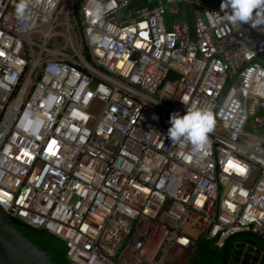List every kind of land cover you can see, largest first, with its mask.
Returning a JSON list of instances; mask_svg holds the SVG:
<instances>
[{"label": "built area", "instance_id": "1", "mask_svg": "<svg viewBox=\"0 0 264 264\" xmlns=\"http://www.w3.org/2000/svg\"><path fill=\"white\" fill-rule=\"evenodd\" d=\"M220 4L0 0V210L60 238L70 264L264 241V26ZM188 107L213 116L199 151L167 135Z\"/></svg>", "mask_w": 264, "mask_h": 264}, {"label": "clouds", "instance_id": "2", "mask_svg": "<svg viewBox=\"0 0 264 264\" xmlns=\"http://www.w3.org/2000/svg\"><path fill=\"white\" fill-rule=\"evenodd\" d=\"M220 9L232 24L264 26V0H221ZM169 122L167 135L171 141H187L199 151L208 143L213 116L208 109L188 107L183 115L172 113Z\"/></svg>", "mask_w": 264, "mask_h": 264}, {"label": "water", "instance_id": "3", "mask_svg": "<svg viewBox=\"0 0 264 264\" xmlns=\"http://www.w3.org/2000/svg\"><path fill=\"white\" fill-rule=\"evenodd\" d=\"M10 217L0 213V264H52L44 252L39 250L9 223ZM240 236L264 241L255 233L244 231L230 235L222 246L220 264H264V250L252 244L235 241L228 254L230 242Z\"/></svg>", "mask_w": 264, "mask_h": 264}, {"label": "trees", "instance_id": "4", "mask_svg": "<svg viewBox=\"0 0 264 264\" xmlns=\"http://www.w3.org/2000/svg\"><path fill=\"white\" fill-rule=\"evenodd\" d=\"M190 20V25L192 26V19ZM257 62L264 67V48ZM0 213L5 215L1 210ZM9 223L21 236L44 252L52 264H70L66 257V245L60 238L45 230L31 228L16 217H10ZM235 241L246 242L264 250V246L256 239L248 236H240L230 242L228 254L232 250ZM221 253L222 247L215 246L212 240L201 237L196 243L189 264H220Z\"/></svg>", "mask_w": 264, "mask_h": 264}, {"label": "rangeland", "instance_id": "5", "mask_svg": "<svg viewBox=\"0 0 264 264\" xmlns=\"http://www.w3.org/2000/svg\"><path fill=\"white\" fill-rule=\"evenodd\" d=\"M179 18H180V17H179ZM180 19H181V18H180ZM166 20H167V28H169V26H170V24L172 23L173 19H172V18H166ZM244 131H246V132H250L251 129H250L248 126H245V127H244Z\"/></svg>", "mask_w": 264, "mask_h": 264}, {"label": "snow or ice", "instance_id": "6", "mask_svg": "<svg viewBox=\"0 0 264 264\" xmlns=\"http://www.w3.org/2000/svg\"><path fill=\"white\" fill-rule=\"evenodd\" d=\"M237 167H239V166H237ZM240 170H241V171H243V169H242V168H241Z\"/></svg>", "mask_w": 264, "mask_h": 264}]
</instances>
